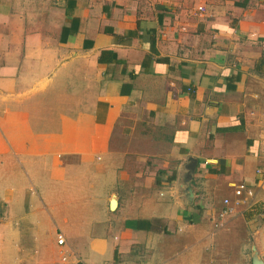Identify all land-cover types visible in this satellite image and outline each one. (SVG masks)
Returning a JSON list of instances; mask_svg holds the SVG:
<instances>
[{
	"label": "crops",
	"instance_id": "1",
	"mask_svg": "<svg viewBox=\"0 0 264 264\" xmlns=\"http://www.w3.org/2000/svg\"><path fill=\"white\" fill-rule=\"evenodd\" d=\"M253 247L264 264V0H0V264Z\"/></svg>",
	"mask_w": 264,
	"mask_h": 264
},
{
	"label": "built area",
	"instance_id": "2",
	"mask_svg": "<svg viewBox=\"0 0 264 264\" xmlns=\"http://www.w3.org/2000/svg\"><path fill=\"white\" fill-rule=\"evenodd\" d=\"M202 9H203L202 7H199V10H202ZM260 171H261L260 168H258L257 172H260ZM235 187H236L235 193L240 195L245 186L243 183H241V184L236 185ZM228 201L229 200L227 198L224 199V203L227 204V206L222 211H220V213H219L220 217L226 216L231 211V207L228 206ZM215 224L217 225L216 222H215ZM64 242H65L64 236L61 233H58L57 234V243L59 245H63ZM65 258H66L65 254L62 255L61 259L65 260Z\"/></svg>",
	"mask_w": 264,
	"mask_h": 264
},
{
	"label": "water",
	"instance_id": "3",
	"mask_svg": "<svg viewBox=\"0 0 264 264\" xmlns=\"http://www.w3.org/2000/svg\"><path fill=\"white\" fill-rule=\"evenodd\" d=\"M110 205H111V207H115V205H116L115 199H112L111 200ZM253 251L254 252H253V259H252L253 261H252V264H263L262 260L257 255V252L255 250V247H253Z\"/></svg>",
	"mask_w": 264,
	"mask_h": 264
},
{
	"label": "rangeland",
	"instance_id": "4",
	"mask_svg": "<svg viewBox=\"0 0 264 264\" xmlns=\"http://www.w3.org/2000/svg\"><path fill=\"white\" fill-rule=\"evenodd\" d=\"M236 194V193H235Z\"/></svg>",
	"mask_w": 264,
	"mask_h": 264
}]
</instances>
